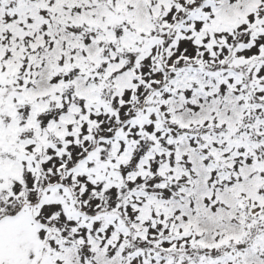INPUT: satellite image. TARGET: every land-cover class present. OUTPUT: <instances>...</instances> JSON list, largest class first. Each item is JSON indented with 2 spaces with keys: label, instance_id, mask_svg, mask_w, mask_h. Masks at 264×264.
Instances as JSON below:
<instances>
[{
  "label": "snow or ice",
  "instance_id": "obj_1",
  "mask_svg": "<svg viewBox=\"0 0 264 264\" xmlns=\"http://www.w3.org/2000/svg\"><path fill=\"white\" fill-rule=\"evenodd\" d=\"M0 264H264V0H0Z\"/></svg>",
  "mask_w": 264,
  "mask_h": 264
}]
</instances>
